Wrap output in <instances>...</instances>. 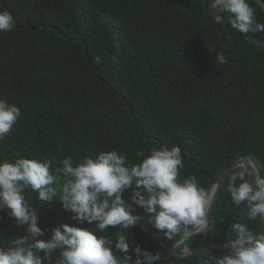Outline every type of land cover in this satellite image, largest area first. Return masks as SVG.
<instances>
[{
	"label": "trees",
	"instance_id": "trees-1",
	"mask_svg": "<svg viewBox=\"0 0 264 264\" xmlns=\"http://www.w3.org/2000/svg\"><path fill=\"white\" fill-rule=\"evenodd\" d=\"M248 2L264 23L259 2ZM4 9L16 27L0 33V99L18 106L21 116L0 139V160H51L59 183L56 169L69 155L79 160L116 149L135 163L142 149L175 145L184 163L181 178L193 175L207 190L240 157H250L264 175V47L215 22L228 13L205 14L203 0H0ZM252 35L264 44V33ZM220 51L227 64L216 61ZM238 170L221 185L197 251L203 234L190 235L175 249L179 255H168L137 225L128 232L130 248L163 252L168 259L161 264H198L207 252L222 256L225 250L213 245H223L246 211L226 191ZM132 191L122 194L128 203ZM24 194L45 239L60 224L92 227L70 219L56 200L41 205L31 190ZM133 209L162 243L172 242L142 208ZM245 222L264 231L259 220ZM23 234L0 210V247Z\"/></svg>",
	"mask_w": 264,
	"mask_h": 264
},
{
	"label": "clouds",
	"instance_id": "clouds-1",
	"mask_svg": "<svg viewBox=\"0 0 264 264\" xmlns=\"http://www.w3.org/2000/svg\"><path fill=\"white\" fill-rule=\"evenodd\" d=\"M210 6L228 13L226 19L216 16V23L227 24L249 43L264 47L252 35L264 33V23L257 20V9L248 0H210ZM15 27L13 15L7 9L0 10V33ZM225 39L231 41L232 36L227 34ZM225 47L221 44V49ZM215 59L219 64L228 63L223 51L217 52ZM96 60L100 62L99 57ZM20 116L18 106L0 99V139L12 131ZM136 157L137 162L129 163L126 154L116 149L79 160L69 155L56 169L59 183L51 172V160L26 156L12 162L0 160V210L6 209L14 224L24 230L9 246L0 247V264H161L168 259L163 252L139 245L130 248L128 232L139 219L133 215V205L143 209L152 227L167 240L177 243L183 234L206 233L211 196L195 176L181 178L184 163L180 147L142 149ZM130 188L128 203L122 194ZM25 190L34 192L41 205L58 201L72 213L70 219L92 227L60 224L43 238L45 231L38 227L37 211L27 202ZM226 191L232 204L237 208L244 205L246 211L231 224L223 245H213L223 248L224 254L217 258L207 252L198 264H264V231L245 222L264 223V175L240 164ZM109 226H119L121 231L109 233ZM174 248L171 254L179 255ZM114 249L120 255H115ZM55 250H59L58 258L52 256Z\"/></svg>",
	"mask_w": 264,
	"mask_h": 264
},
{
	"label": "water",
	"instance_id": "water-1",
	"mask_svg": "<svg viewBox=\"0 0 264 264\" xmlns=\"http://www.w3.org/2000/svg\"><path fill=\"white\" fill-rule=\"evenodd\" d=\"M207 0H203V12L205 14H210L218 9H212L210 4L207 5L206 4ZM258 1V0H257ZM259 4L262 7V10L264 12V1L263 0H259ZM240 164H244L247 165L250 170H254V171H258V168L255 164V162L250 158V157H240L238 159H236L228 168H226L225 170H223L218 177L215 179V181L213 182V184L211 185V187L209 188V194L211 196V205H210V210H209V222L211 219V213H212V209L214 206V202L216 200L218 191L221 187V185L223 184V182L225 181L226 177H228L230 175V173H232V171L234 169H236L237 167H239ZM249 182L252 181L253 177H249ZM136 225L139 226L152 240L153 242L162 250L164 251L166 254L168 255H172V250L173 247L175 245L174 251L175 249L187 238L189 237L191 234H183L181 237L177 238V243L176 241H172L169 243H162L155 235L154 233L147 227L144 225V223H142L141 221L136 222ZM209 225V223H208ZM208 229V226H207ZM121 231V229L119 228V226H117V228L115 229V234H119V232ZM207 232V231H206ZM203 234V239L200 242L199 246L194 249V251H197L198 248L202 245L203 241H204V236L206 235V233H202ZM176 243V244H175ZM118 250L114 249V254H117Z\"/></svg>",
	"mask_w": 264,
	"mask_h": 264
}]
</instances>
